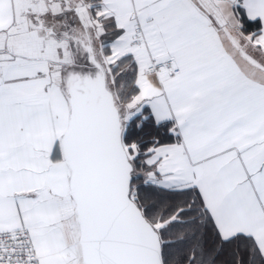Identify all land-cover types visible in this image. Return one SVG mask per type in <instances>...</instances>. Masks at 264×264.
Listing matches in <instances>:
<instances>
[{"label": "snow or ice", "instance_id": "1", "mask_svg": "<svg viewBox=\"0 0 264 264\" xmlns=\"http://www.w3.org/2000/svg\"><path fill=\"white\" fill-rule=\"evenodd\" d=\"M0 264H264V0H0Z\"/></svg>", "mask_w": 264, "mask_h": 264}]
</instances>
